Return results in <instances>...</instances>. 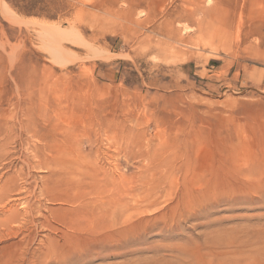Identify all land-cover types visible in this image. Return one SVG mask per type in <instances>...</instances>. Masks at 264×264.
<instances>
[{
    "label": "rangeland",
    "instance_id": "374dc122",
    "mask_svg": "<svg viewBox=\"0 0 264 264\" xmlns=\"http://www.w3.org/2000/svg\"><path fill=\"white\" fill-rule=\"evenodd\" d=\"M6 202L66 234L0 264H264V0H0Z\"/></svg>",
    "mask_w": 264,
    "mask_h": 264
},
{
    "label": "bare ground",
    "instance_id": "6f19581e",
    "mask_svg": "<svg viewBox=\"0 0 264 264\" xmlns=\"http://www.w3.org/2000/svg\"><path fill=\"white\" fill-rule=\"evenodd\" d=\"M3 190L6 191L5 193H8L10 191L9 185L6 188L4 187ZM9 203L10 202H6L5 204H2V206H1V210L0 211L3 210L5 212V215H4L5 218L2 220V222L0 221L1 224H4L5 221H9L10 222L12 219H15L16 217H18L21 214V215L28 216V219L26 221L27 223H24V225H22V227H25V225H27L29 223V224H31V225H33L35 227H37V226L38 227L44 226L47 229H49V231H55L56 230V232H60L61 234H66V232L63 229L56 227L52 222H49V221H46V220H42V219H37V218L34 217V209H33V207L37 208L36 210H39L40 209V205L33 204L31 202H27V204L25 203V207L22 210V211H24L23 212L24 214H22L21 210H19V209H16V210H14V209H8L7 208L8 207L7 205H9ZM6 208H7V210H5ZM63 223H64L65 227L68 228V229L69 228L77 229V228H80L82 226L80 224L78 226L75 223V221H71V222H65L64 221ZM75 225H77L78 227H74ZM1 231H2V229H1ZM10 233H14V232L11 231V230H9V234ZM43 237L45 238V239L42 240L44 243H45V241H50L51 240L49 233L45 234V236H43Z\"/></svg>",
    "mask_w": 264,
    "mask_h": 264
}]
</instances>
